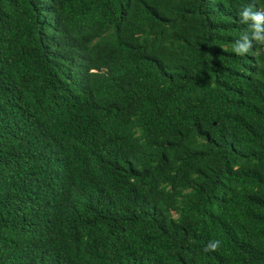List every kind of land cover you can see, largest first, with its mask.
Here are the masks:
<instances>
[{"label": "trees", "instance_id": "1", "mask_svg": "<svg viewBox=\"0 0 264 264\" xmlns=\"http://www.w3.org/2000/svg\"><path fill=\"white\" fill-rule=\"evenodd\" d=\"M257 36L264 0H0V264H264Z\"/></svg>", "mask_w": 264, "mask_h": 264}, {"label": "clouds", "instance_id": "2", "mask_svg": "<svg viewBox=\"0 0 264 264\" xmlns=\"http://www.w3.org/2000/svg\"><path fill=\"white\" fill-rule=\"evenodd\" d=\"M251 12V8L248 9L247 12L244 13L245 16H248V14ZM252 19L253 21H255L256 24H259V22L261 21L262 19V16L260 14H256V15H253L252 16ZM256 41H259L261 43H264V40H260V38L257 36L256 37ZM252 44L249 43L248 46H240V47H234V51L238 54V55H243L244 53H248L250 48H251ZM220 241L217 240L215 242H212L208 247L215 251L219 246H220ZM206 250H208L206 248Z\"/></svg>", "mask_w": 264, "mask_h": 264}]
</instances>
